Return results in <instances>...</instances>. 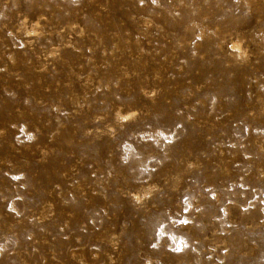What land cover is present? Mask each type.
I'll use <instances>...</instances> for the list:
<instances>
[{"label": "rangeland", "instance_id": "obj_1", "mask_svg": "<svg viewBox=\"0 0 264 264\" xmlns=\"http://www.w3.org/2000/svg\"><path fill=\"white\" fill-rule=\"evenodd\" d=\"M0 13V264H264V0Z\"/></svg>", "mask_w": 264, "mask_h": 264}, {"label": "bare ground", "instance_id": "obj_2", "mask_svg": "<svg viewBox=\"0 0 264 264\" xmlns=\"http://www.w3.org/2000/svg\"><path fill=\"white\" fill-rule=\"evenodd\" d=\"M184 1V0H183ZM181 3V2H180ZM183 3V2H182ZM1 14V13H0ZM203 26V25H202ZM205 30V29H204ZM203 34V33H202ZM235 47H236V45H235ZM235 49V48H234ZM239 50V49H238ZM235 51H236V49H235ZM240 53V52H239ZM239 53H237V54H239Z\"/></svg>", "mask_w": 264, "mask_h": 264}, {"label": "snow or ice", "instance_id": "obj_3", "mask_svg": "<svg viewBox=\"0 0 264 264\" xmlns=\"http://www.w3.org/2000/svg\"><path fill=\"white\" fill-rule=\"evenodd\" d=\"M125 119H127V117H125Z\"/></svg>", "mask_w": 264, "mask_h": 264}]
</instances>
